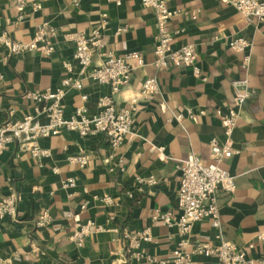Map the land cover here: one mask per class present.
Here are the masks:
<instances>
[{
    "label": "crops",
    "instance_id": "crops-1",
    "mask_svg": "<svg viewBox=\"0 0 264 264\" xmlns=\"http://www.w3.org/2000/svg\"><path fill=\"white\" fill-rule=\"evenodd\" d=\"M37 1L40 9L20 12L16 0H0V35L6 32L11 39L28 42L39 24L59 32L50 56L37 51L15 56L0 44V125L20 119L37 105L27 93L59 84L66 75L61 62L73 63V47L63 41V35L95 27L102 11L109 17L102 35L105 47L116 55L138 50L145 61L132 72L129 85L115 95L117 104H125L148 76L158 78L159 93L152 99L138 100L131 124L137 136H126L114 154L104 134L82 138L74 132L39 139L37 146L50 150L44 159L33 158L16 143L7 147L0 156V196L14 193L18 203L14 216L0 219L1 264H148L146 255L170 259L180 239L179 229L152 221L153 211L177 212L180 160L195 152L203 163L209 162V139L216 137L219 143L225 139L212 109L230 103L231 81L245 74L256 94L243 104L230 136L237 153L222 163L234 177L235 189L216 193L219 228L225 240L239 246L253 243L251 255L264 261V241L257 239V234L264 232V23L255 19L247 23L223 0H166L171 8L200 11L196 20L176 16L170 23L184 28V33L171 41L172 48L187 43L196 46L200 69L196 76L190 66L153 65L156 19L154 11L142 7L140 0H120L118 5L108 0H82L78 6L71 0ZM119 27L126 30L115 34ZM238 36L251 42L247 72L241 67V54L228 46L227 41ZM92 62L99 64L100 58L94 56ZM76 72L74 65L72 74ZM109 91L108 85L85 79L81 91L70 88L66 92L65 111L70 113L80 105L79 94L84 93L88 112H94L97 100ZM162 103L171 111L183 113V122L171 120ZM189 109L195 113L192 118L187 117ZM201 110L207 111L201 115ZM156 146H163V153ZM78 154L88 156L86 166L69 161ZM136 176H152L157 184L137 186ZM65 178H73L76 185L63 188L61 180ZM107 196L113 199L111 204L101 201ZM44 210L50 222L37 227L38 215ZM90 218L105 227L116 226L119 232L93 231L77 247L70 240L74 223ZM144 228L150 230L152 241L142 243L141 258H133L123 235ZM191 229L188 250L198 243L217 242L218 228L210 219L193 223ZM214 261L213 256L195 254L190 264Z\"/></svg>",
    "mask_w": 264,
    "mask_h": 264
},
{
    "label": "built area",
    "instance_id": "built-area-1",
    "mask_svg": "<svg viewBox=\"0 0 264 264\" xmlns=\"http://www.w3.org/2000/svg\"><path fill=\"white\" fill-rule=\"evenodd\" d=\"M72 4L78 6L82 0H71ZM120 4V0H108ZM232 5L244 17L247 23L254 19L264 23V1L262 0H223ZM142 7L154 11L157 31L154 35L153 65L156 68L174 66H190L193 75H199L200 69L196 65V46L187 43L178 48L171 47V41L184 33L181 25L170 26L172 19L181 16L183 19L196 20L200 14L199 10L182 9L179 7H168L166 0H140ZM16 9L20 12L29 8L32 12L41 8L37 0H16ZM23 14L18 16L19 19ZM109 22L108 13L102 11L98 24L85 31H72L63 35V41L73 47V63L61 62L62 69L66 75L60 79L58 85L53 89L47 88L44 91L27 93L28 98L36 101L30 112L23 114L20 119L7 120L0 125V156L11 144L16 143L19 149L28 150L33 158L44 159L50 156V150L37 146L41 138L54 137L62 132H74L79 137L104 134L112 153H116L122 145L126 136H137L131 129L132 119L135 114L136 105L139 99H152L159 93V82L155 76L146 77L141 87L131 94L120 106L115 100V95L120 94L130 83L132 72L139 66L145 64L140 51L125 52L116 55L113 50L107 49L102 40L103 31ZM125 27H119L115 31H125ZM59 35L58 30L53 26L39 24L35 27L33 37L28 42L11 39L6 32L0 35V44L8 49L9 53L15 56L26 52L37 51L41 55L50 56L55 49L53 39ZM228 46L235 53L241 54V67L248 71L250 63L249 49L251 42L238 36L229 39ZM98 56L99 64H93L92 58ZM74 65L77 72L73 75ZM3 74L0 72V85ZM108 85L109 94L101 96L96 102V110L88 112L86 102L88 96L80 93L81 104L75 106L70 113H66L64 96L70 88L81 91L83 80ZM232 98L228 105L214 107L213 113L223 127L225 136L224 142L219 143L216 137L209 139L210 154L207 164L201 161L195 152H190L184 159L180 160V176L177 188L178 210L177 212L162 211L155 209L151 220L162 222L167 226H177L180 239L176 242L171 252L170 259H159L146 255L148 264H190L193 255L198 254L204 257H215L212 264H264L251 255L255 245L251 242L239 246L222 237L219 228V211L217 207V191L233 192L235 189L234 177L222 167V163L237 153L230 142V136L236 127L241 116L243 104L256 94L249 85L248 76L239 77L231 81ZM163 108L170 111V119L181 124L185 119L183 113L171 111L168 106L162 103ZM187 117L192 118L195 113L187 110ZM207 110L199 111L203 115ZM159 153H163V146L154 147ZM72 163L84 167L88 163L86 154L72 155L68 158ZM57 171V169H53ZM137 186H153L157 180L152 176H136ZM62 181L63 188H73L76 181L73 178H65ZM130 196V193H128ZM18 197L14 193L0 196V219L6 216H14L16 213ZM105 204H111L113 199L109 196L101 198ZM81 209L84 205L80 206ZM36 220V226H45L50 222V216L46 210L42 211ZM203 219H210L211 225L218 228L215 244L198 243L192 249H187V237L191 232L192 224ZM113 216L109 217V221ZM93 231H112L118 233L116 226H102L96 224L93 219L84 222L76 221L70 236V240L77 247H81L87 237ZM259 241H264V232L257 234ZM123 240L126 243L127 251L133 258H141V245L143 242H151L152 236L148 228L132 233L125 232ZM1 264V261H0ZM8 264H16L8 262Z\"/></svg>",
    "mask_w": 264,
    "mask_h": 264
}]
</instances>
